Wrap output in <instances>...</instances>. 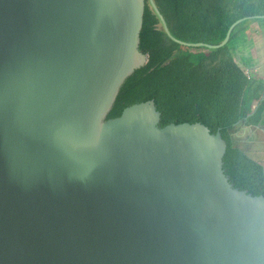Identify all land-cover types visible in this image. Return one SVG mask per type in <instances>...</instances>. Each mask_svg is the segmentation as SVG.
I'll use <instances>...</instances> for the list:
<instances>
[{"label":"water","instance_id":"95a60500","mask_svg":"<svg viewBox=\"0 0 264 264\" xmlns=\"http://www.w3.org/2000/svg\"><path fill=\"white\" fill-rule=\"evenodd\" d=\"M174 39L154 0H148ZM145 0H0V264H264V197L227 143L161 128L153 101L107 120L149 58Z\"/></svg>","mask_w":264,"mask_h":264},{"label":"trees","instance_id":"16d2710c","mask_svg":"<svg viewBox=\"0 0 264 264\" xmlns=\"http://www.w3.org/2000/svg\"><path fill=\"white\" fill-rule=\"evenodd\" d=\"M171 36L186 44L218 46L231 29L228 44L220 49L187 47L172 41L145 0L140 50L148 64L127 79L107 120L125 109L153 101L161 113L160 127L202 124L212 134L219 130L227 143L224 170L230 183L254 197H264V168L235 142L240 127L264 123V77L242 58L246 74L235 61L252 27L264 22V0H154Z\"/></svg>","mask_w":264,"mask_h":264},{"label":"crops","instance_id":"0c3cea01","mask_svg":"<svg viewBox=\"0 0 264 264\" xmlns=\"http://www.w3.org/2000/svg\"><path fill=\"white\" fill-rule=\"evenodd\" d=\"M252 32V41L261 38L262 42H264V22L255 24L252 27ZM260 49V53L264 56V45ZM254 72L257 73L256 71ZM234 140L251 159L264 168V123L258 127H240L234 135Z\"/></svg>","mask_w":264,"mask_h":264},{"label":"rangeland","instance_id":"374dc122","mask_svg":"<svg viewBox=\"0 0 264 264\" xmlns=\"http://www.w3.org/2000/svg\"><path fill=\"white\" fill-rule=\"evenodd\" d=\"M263 45L264 42H262L261 38L252 42L248 41V43H246V48L242 54H240L239 52V55H237L236 53L234 54L235 61L243 70L245 69L246 74H249V70L247 67L244 68V65L241 61L242 58L250 62L253 70L256 71L259 76L264 77V56H262V54L260 53V48Z\"/></svg>","mask_w":264,"mask_h":264}]
</instances>
